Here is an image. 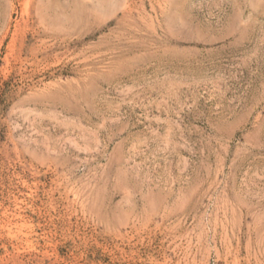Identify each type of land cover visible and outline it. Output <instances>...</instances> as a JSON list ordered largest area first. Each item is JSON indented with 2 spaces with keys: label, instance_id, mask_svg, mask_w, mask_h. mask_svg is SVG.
<instances>
[{
  "label": "rangeland",
  "instance_id": "1",
  "mask_svg": "<svg viewBox=\"0 0 264 264\" xmlns=\"http://www.w3.org/2000/svg\"><path fill=\"white\" fill-rule=\"evenodd\" d=\"M0 85V264H264V0H0Z\"/></svg>",
  "mask_w": 264,
  "mask_h": 264
},
{
  "label": "trees",
  "instance_id": "2",
  "mask_svg": "<svg viewBox=\"0 0 264 264\" xmlns=\"http://www.w3.org/2000/svg\"><path fill=\"white\" fill-rule=\"evenodd\" d=\"M6 86V85H5ZM6 90L4 88H2V86L0 85V99L3 98L4 94H5Z\"/></svg>",
  "mask_w": 264,
  "mask_h": 264
}]
</instances>
